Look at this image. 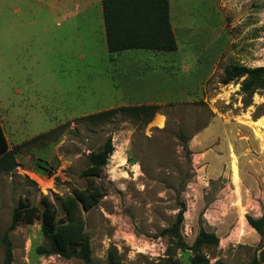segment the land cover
Instances as JSON below:
<instances>
[{"label": "rangeland", "instance_id": "374dc122", "mask_svg": "<svg viewBox=\"0 0 264 264\" xmlns=\"http://www.w3.org/2000/svg\"><path fill=\"white\" fill-rule=\"evenodd\" d=\"M44 1L6 0L0 14V115L16 163L0 171V264L18 202L41 210L46 197L63 220L62 200L87 185V155L108 136L113 151L94 178L102 195L81 211L94 262L107 264L112 249L119 264H188L191 250L163 233L182 211L185 245L203 229L218 237L202 249L210 264H249L264 241L246 220L264 212V142L254 132L264 133V88L244 92L243 77H222L229 64L264 65V0H168L177 48L150 52L162 66L147 74L155 99L134 104L160 108L146 123L119 113L96 125L81 117L121 106L108 70L115 54L94 9L68 28L71 5L52 11ZM40 222L8 231L10 264H84L37 253L47 245Z\"/></svg>", "mask_w": 264, "mask_h": 264}, {"label": "trees", "instance_id": "16d2710c", "mask_svg": "<svg viewBox=\"0 0 264 264\" xmlns=\"http://www.w3.org/2000/svg\"><path fill=\"white\" fill-rule=\"evenodd\" d=\"M102 15L105 31L106 48L110 57L126 49H146L158 52H172L177 48V42L169 20L168 0H101ZM243 77L240 88L244 92L252 93L256 88H264V65L248 67L243 64H229L223 68L222 82L228 83ZM158 104H142L118 106L82 116L91 124H99L114 118L117 114H126L142 123L148 122L158 111ZM113 151V143L108 136L97 150L87 155V166L81 171V176L88 179L83 189H74L62 200L64 219L57 218L52 202L41 198L42 208L30 206L25 200H20L13 208L11 223L3 233L1 243L4 250L2 264L12 261L11 241L8 231L20 222L30 223L38 216L41 220V232L47 245L36 248L39 254H58L69 258L76 256L84 264H97L92 260L89 238L84 231L81 211H87L101 197L102 192L94 182L102 167ZM16 165L14 150L8 148L7 141L0 126V171H7ZM182 211H179L171 227L163 230L171 236L174 248L191 250L192 256L188 264H210L208 257L202 251L204 247L216 245L218 237L200 229L191 245H185L179 234V224ZM247 223L260 235H264V212L258 218L246 216ZM172 264H181L171 261ZM107 264H119L114 251L107 253ZM249 264H264V241L259 247L257 257Z\"/></svg>", "mask_w": 264, "mask_h": 264}, {"label": "crops", "instance_id": "0c3cea01", "mask_svg": "<svg viewBox=\"0 0 264 264\" xmlns=\"http://www.w3.org/2000/svg\"><path fill=\"white\" fill-rule=\"evenodd\" d=\"M5 1L6 0H0V14H2L4 18L6 17V10L2 8V5L5 4ZM65 1L71 5L68 8L64 7L62 9V17L64 20L68 21V28L75 27V19L79 17L81 13L87 14H83V16L80 17L81 19L86 20L92 17L94 9L97 13V17H99V30H101L105 38L101 0H47L44 1V3L48 5L50 10L60 11L58 7L59 3H64ZM12 8L14 12L20 13L18 19H21V8L18 6ZM5 21L7 23L9 19L6 18ZM139 50L146 49H126L115 53L113 58H109L110 65L108 70H112V77L114 76L118 80V86L120 87L119 95L121 93V101L119 104H121V106L140 104L143 103L142 101L150 103L155 99V85H151L155 84V82L151 83L147 74L160 71L162 66H157L155 62H153L154 60L150 62L149 57L151 56V51L146 50L144 52L147 53H140L142 51ZM113 69H115V71ZM0 126L7 141L1 115ZM7 144L10 149L11 147L8 141Z\"/></svg>", "mask_w": 264, "mask_h": 264}, {"label": "bare ground", "instance_id": "6f19581e", "mask_svg": "<svg viewBox=\"0 0 264 264\" xmlns=\"http://www.w3.org/2000/svg\"><path fill=\"white\" fill-rule=\"evenodd\" d=\"M162 123V119L160 118L159 120H158V124L160 125ZM260 125H261V127H262V121H259L258 122ZM257 123V124H258ZM258 124V125H259ZM255 129V128H254ZM254 132H255V135L258 137V138H260L263 142H264V133L262 132V130L260 129V128H256L255 130H254Z\"/></svg>", "mask_w": 264, "mask_h": 264}]
</instances>
